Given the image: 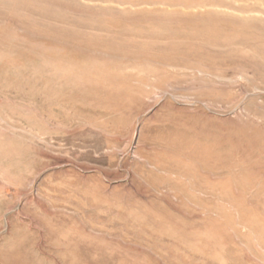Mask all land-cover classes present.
<instances>
[{"label":"rangeland","instance_id":"obj_1","mask_svg":"<svg viewBox=\"0 0 264 264\" xmlns=\"http://www.w3.org/2000/svg\"><path fill=\"white\" fill-rule=\"evenodd\" d=\"M0 264H264V0H0Z\"/></svg>","mask_w":264,"mask_h":264}]
</instances>
